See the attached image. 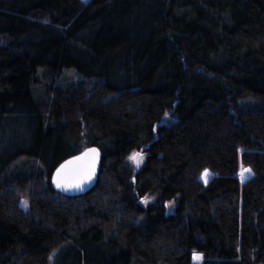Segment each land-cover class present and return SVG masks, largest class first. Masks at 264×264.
<instances>
[{
  "label": "trees",
  "instance_id": "obj_1",
  "mask_svg": "<svg viewBox=\"0 0 264 264\" xmlns=\"http://www.w3.org/2000/svg\"><path fill=\"white\" fill-rule=\"evenodd\" d=\"M88 146L97 185L56 192ZM194 252L264 264V0H0V264Z\"/></svg>",
  "mask_w": 264,
  "mask_h": 264
},
{
  "label": "snow or ice",
  "instance_id": "obj_2",
  "mask_svg": "<svg viewBox=\"0 0 264 264\" xmlns=\"http://www.w3.org/2000/svg\"><path fill=\"white\" fill-rule=\"evenodd\" d=\"M98 155L97 150L92 148L81 157H77L73 161H69L65 165H62L61 168L57 170L56 177L54 178L56 186L58 188H80L86 181L91 180L92 175L95 173L96 157ZM129 160L139 167L143 160V155L134 152L129 156ZM74 165H76V167H73ZM250 173V168H244L243 165H241V171L239 173L241 180L245 178L246 174ZM69 174H71V180H69ZM208 176L209 172L206 170L202 174V179L207 182ZM144 202L147 203V200ZM192 259L193 261L200 262L202 261V255L194 252Z\"/></svg>",
  "mask_w": 264,
  "mask_h": 264
},
{
  "label": "water",
  "instance_id": "obj_3",
  "mask_svg": "<svg viewBox=\"0 0 264 264\" xmlns=\"http://www.w3.org/2000/svg\"><path fill=\"white\" fill-rule=\"evenodd\" d=\"M82 1H83V3H88L89 0H82ZM92 148L96 149L99 155L96 157L95 173L92 175L91 180L86 181L80 188H58L56 186V184L54 183V178L56 177L57 170L60 169L62 165H65L67 162L73 161L77 157H81L85 152H87L89 149H92ZM81 163H83V162H81ZM101 163H102V153H101L100 149L96 146L86 147L85 149H83L79 153L63 160L54 169V171L52 172V175H51V184H52L53 189L56 192L61 193L62 195H65V196L77 197V196L87 194L97 185V182L99 181ZM73 167H76V165H74ZM71 179H72L71 174H69V180H71Z\"/></svg>",
  "mask_w": 264,
  "mask_h": 264
},
{
  "label": "rangeland",
  "instance_id": "obj_4",
  "mask_svg": "<svg viewBox=\"0 0 264 264\" xmlns=\"http://www.w3.org/2000/svg\"><path fill=\"white\" fill-rule=\"evenodd\" d=\"M167 120H171L170 118H168L167 117ZM137 153H141L142 154V152H137ZM130 161V160H129ZM132 162V161H131ZM133 163V162H132ZM244 168H248V167H244ZM240 171H241V167H240V169H239V172H238V178L241 180V178H240V175H239V173H240ZM209 172V171H208ZM253 176V172H252V170H251V173L250 174H246L245 175V178L243 179V180H241L242 182H245V181H247V180H249L251 177ZM214 177V174L213 173H211V172H209V176L207 177V182H205V180L204 179H202V177H201V180H202V182L203 183H205V184H207L212 178ZM150 201V199L148 198L147 199V202H149ZM171 204V210H173V207H174V204H172V203H170ZM197 253V252H196ZM197 254H199V253H197ZM202 263V261H200V262H196V261H194V264H201Z\"/></svg>",
  "mask_w": 264,
  "mask_h": 264
}]
</instances>
